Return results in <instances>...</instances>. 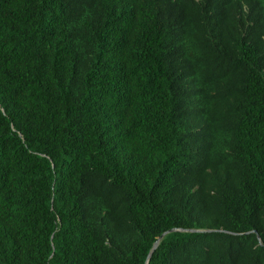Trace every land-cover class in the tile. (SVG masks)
<instances>
[{"label": "trees", "instance_id": "16d2710c", "mask_svg": "<svg viewBox=\"0 0 264 264\" xmlns=\"http://www.w3.org/2000/svg\"><path fill=\"white\" fill-rule=\"evenodd\" d=\"M0 264H264V0H0Z\"/></svg>", "mask_w": 264, "mask_h": 264}, {"label": "water", "instance_id": "95a60500", "mask_svg": "<svg viewBox=\"0 0 264 264\" xmlns=\"http://www.w3.org/2000/svg\"><path fill=\"white\" fill-rule=\"evenodd\" d=\"M177 230H179V231H189V232H195V231H210V230H199V229H186V230H184V229H171V230H168V231H165L164 233H162L161 234V236L158 238V240L155 242V244L153 245V248H152V250H151V252L149 253V256H148V259L151 257V255H152V253L154 252V250L157 248V246H158V244H159V242L168 234V233H170V232H173V231H177ZM219 231H224V230H219ZM253 232H255L256 233V231H253ZM233 234H235V233H233Z\"/></svg>", "mask_w": 264, "mask_h": 264}]
</instances>
